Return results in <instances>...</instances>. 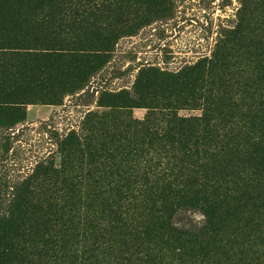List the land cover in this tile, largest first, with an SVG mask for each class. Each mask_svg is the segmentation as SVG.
<instances>
[{
    "label": "trees",
    "instance_id": "trees-1",
    "mask_svg": "<svg viewBox=\"0 0 264 264\" xmlns=\"http://www.w3.org/2000/svg\"><path fill=\"white\" fill-rule=\"evenodd\" d=\"M239 1L209 58L140 69L134 97L103 92L107 110L88 114V135L60 142L58 166H36L8 193L0 183V264H264V0ZM170 9L169 0H0V124L82 89L119 37ZM154 87L200 114L168 113L161 129L154 112L144 130L117 123ZM183 205L202 212L198 230L172 224Z\"/></svg>",
    "mask_w": 264,
    "mask_h": 264
},
{
    "label": "rangeland",
    "instance_id": "rangeland-1",
    "mask_svg": "<svg viewBox=\"0 0 264 264\" xmlns=\"http://www.w3.org/2000/svg\"><path fill=\"white\" fill-rule=\"evenodd\" d=\"M169 3L171 9L167 16L143 25L131 35L119 37L109 61L82 89L65 94L57 103L27 104L20 122L10 127L0 124V183L6 193L31 175L36 166H58L60 142L70 133L82 139L88 135V114L107 110L98 105L103 92L126 90L134 97L132 89L140 69L152 67L176 72L209 58L218 39L236 24L240 8L239 0H169ZM153 90L156 93L145 94L141 106L124 108L117 123L124 121L137 130L143 129L147 126L148 115L150 118V113L154 112L153 126L161 129L168 122V113L188 117L201 112L166 99L167 93L157 94L159 87ZM129 128L124 129L128 135ZM122 135L126 134L121 133L120 137ZM210 149L208 145L204 154L212 152ZM152 155L151 152L150 157ZM100 164L95 165L99 171L102 170ZM83 166H80L82 171ZM204 219L199 208L186 205L178 208L170 218L172 224L183 231L198 230Z\"/></svg>",
    "mask_w": 264,
    "mask_h": 264
}]
</instances>
